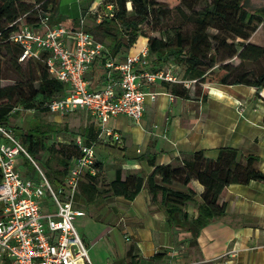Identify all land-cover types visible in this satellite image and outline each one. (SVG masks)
<instances>
[{"label": "trees", "instance_id": "obj_1", "mask_svg": "<svg viewBox=\"0 0 264 264\" xmlns=\"http://www.w3.org/2000/svg\"><path fill=\"white\" fill-rule=\"evenodd\" d=\"M200 1L203 0H102V7L112 5V16L97 21V13H94L93 21L95 28L104 35L113 36L114 45L107 54L114 56L121 47L129 48L134 44L141 35V24L157 23L177 12L182 22L164 30L153 29L151 34L144 35L153 66L176 65L183 69L181 79L190 80L188 86L179 82H162L166 92L184 99L205 100L207 88L202 86L204 83L242 84L255 88V96L264 100V46L250 41L258 25H264V7L249 8L245 0H210L196 8ZM55 3L56 0H0V56L8 57L20 69L17 61L21 47L9 39L10 34L21 24L42 29L41 20L50 16ZM185 22L192 25L189 31L184 30ZM96 40L106 47L104 41ZM43 58L44 54L38 59L24 60L26 66L19 78L11 84H0L1 123L9 124L15 105L24 110L49 111L47 101L65 94V85L50 75ZM233 59L237 61L234 63ZM13 129L32 157L40 160L46 176L55 186L80 154L76 136L91 144L98 134L97 127L85 126L69 131L73 136L70 143L55 145L48 144L47 140L52 133L62 129L53 124L33 122L26 130ZM105 151L111 153L118 163L124 160V149L116 144L108 146ZM257 161L258 156L242 155L230 146L219 147L214 157L199 149L178 166L156 164L155 157H148L152 166L148 174L116 168L114 177L105 181L100 177L101 164L95 159V173L85 171L81 175L77 193L86 203L94 204L113 196L132 200L144 187L169 226L182 228L196 237L213 218L225 214L226 202H221V198L228 185L250 181L264 183V172L256 165ZM32 173L27 170L24 175L31 176ZM194 181L202 186L199 200H196ZM189 203L195 206L193 216L186 209Z\"/></svg>", "mask_w": 264, "mask_h": 264}, {"label": "crops", "instance_id": "obj_2", "mask_svg": "<svg viewBox=\"0 0 264 264\" xmlns=\"http://www.w3.org/2000/svg\"><path fill=\"white\" fill-rule=\"evenodd\" d=\"M75 1L73 11L66 5L58 8L55 3L49 24L59 22L68 29H76L83 16L84 27L92 32L95 40L103 38L105 45H109L105 48L110 52L114 45L113 36L104 35L95 28L93 21V10L98 4L95 6V0ZM261 7L264 4L255 8ZM261 29H264L262 24L258 25L250 40ZM146 44L147 39L145 42V38L138 37L132 46L121 47L109 57L121 61L123 55L135 53ZM151 66L160 67L152 63ZM105 72L102 58H96L84 77L92 89H99ZM142 88L158 92V95L154 100L146 101L141 120L136 123L124 114L110 116L125 120V123L122 120L108 126L120 133V141L95 144V148L99 147L102 152L115 144L124 149L121 163L107 162L95 150L96 160L102 167V179L111 180L116 168L148 174L152 170L148 157H155L156 164L178 166L193 151L203 149L207 156L214 157L217 149L223 146L234 147L242 155L258 156L256 165L264 172V100L255 96V88L215 83L209 86L205 100L176 96L170 99L161 83L144 82ZM193 184L197 190L196 200H199L202 186L196 181ZM222 201L226 202L225 214L213 218L196 237L184 229L169 226L144 187L132 200L113 196L103 199L101 204L105 205L106 213L119 212V219L134 226L139 236L146 239L130 245L128 254L134 261L143 256L148 262L162 260L166 264H264V183L230 184L223 192ZM87 204L77 193L75 207L84 211L83 206ZM186 209L190 216L195 215L193 204H187ZM177 246H181V250ZM160 252L165 253L164 256H156Z\"/></svg>", "mask_w": 264, "mask_h": 264}, {"label": "built area", "instance_id": "obj_3", "mask_svg": "<svg viewBox=\"0 0 264 264\" xmlns=\"http://www.w3.org/2000/svg\"><path fill=\"white\" fill-rule=\"evenodd\" d=\"M98 7L93 10L97 21L112 16L111 4L102 7L99 1ZM41 25L42 29L21 24L10 34L9 39L21 47L18 61L44 54L48 72L67 89L63 96L47 101L48 110L61 115L85 111L95 121L98 134L91 144L76 138L80 154L55 186L13 127L0 122V264H92L74 226L76 217L84 215L75 207V196L81 175L95 173V144L121 139L116 129L105 125L106 119L124 114L138 123L146 101L158 95L143 89L144 82L188 86L190 80L178 78L171 69L152 67L147 44L121 61L113 60L84 27L83 16L76 29L59 22L49 24V15L42 18ZM96 58H102L106 72L101 88L92 89L84 74ZM26 163L33 169L31 176L21 175Z\"/></svg>", "mask_w": 264, "mask_h": 264}, {"label": "rangeland", "instance_id": "obj_4", "mask_svg": "<svg viewBox=\"0 0 264 264\" xmlns=\"http://www.w3.org/2000/svg\"><path fill=\"white\" fill-rule=\"evenodd\" d=\"M209 2L210 0L200 1L196 5V8H200L205 4H208ZM98 3L99 0H95V6ZM244 3L249 8H255L264 4V0H245ZM56 4L58 5V8L59 6L62 7L63 5H66L67 7H70L72 9L71 11H73L76 1L57 0ZM183 10L184 12H187L186 9L183 8ZM182 21L183 19L181 18V16L177 12H174L166 17H163L160 22L154 23L153 21L143 23L140 25L141 35L139 36V38H145L146 42L147 37L144 35L151 34L153 29L160 28L164 30ZM191 27V23H184L185 31H189ZM100 40L104 41L103 38H100ZM250 41L264 46V29H261L257 33H255L253 36V40ZM106 46L109 45L106 44ZM236 61L237 60L235 59L232 60V62L234 63ZM17 62L20 66V69H18V67H15L8 57L5 58L0 56L1 85L11 84L15 81L16 78H19L20 73H22V71L25 69L26 61ZM160 67L164 69H171V71L176 74L178 78H181L183 76V69L176 65L166 63L165 65H160ZM215 83L216 82L204 83L202 86L206 87L208 92L209 86L214 85ZM190 89H192V86L190 87ZM126 120L131 122L129 118H127ZM117 121H122V123H125L124 118L121 119L120 117V119H114L113 117H108L105 121V125L113 126L114 124H117ZM33 122L53 124L55 128L62 129L61 131L52 133L51 137L47 140L48 144L54 143L55 145H59L61 143H70L73 139V136L69 131H75L85 126H91L92 128L96 127L93 118L85 111H74L68 114L61 115L58 113H52L50 111L40 112L33 110H24L17 105L14 106L9 118V124L12 127L26 130L28 126ZM95 150L105 161L117 162V160L111 153H108L106 151L102 152L99 147H96ZM40 154L41 156H45L43 153ZM35 160L39 165H41L40 160H38L37 158ZM27 166L32 172L33 169L31 168L29 163L23 164L20 170L22 176H24L26 170H28ZM101 201L102 200L96 202V204L90 203L86 206H83L84 215L77 217L74 221V226L86 245L87 254L92 264H135L134 262L138 264H166V262L162 260L160 262L158 260H155V262H148L149 260H147L143 256H139V259L134 261L128 254L130 245L135 244V241H139L142 243L146 239L142 235L139 236V233L134 226L127 224L124 220H120L119 212L106 213L104 211L106 207L105 205L101 204ZM126 236H128L129 239H125ZM177 247L181 250V246ZM170 250L172 251V249ZM164 254L165 253H159L158 257H162L164 256Z\"/></svg>", "mask_w": 264, "mask_h": 264}]
</instances>
